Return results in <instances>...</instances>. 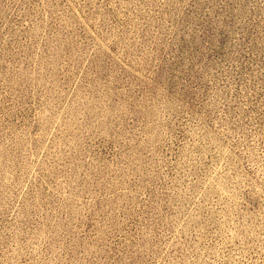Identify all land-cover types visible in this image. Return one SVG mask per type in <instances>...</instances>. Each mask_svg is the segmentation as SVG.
<instances>
[{"label":"rangeland","instance_id":"obj_1","mask_svg":"<svg viewBox=\"0 0 264 264\" xmlns=\"http://www.w3.org/2000/svg\"><path fill=\"white\" fill-rule=\"evenodd\" d=\"M0 264H264V0H0Z\"/></svg>","mask_w":264,"mask_h":264}]
</instances>
